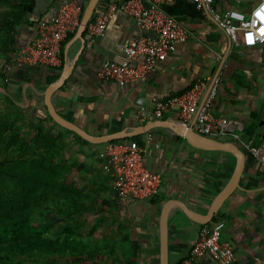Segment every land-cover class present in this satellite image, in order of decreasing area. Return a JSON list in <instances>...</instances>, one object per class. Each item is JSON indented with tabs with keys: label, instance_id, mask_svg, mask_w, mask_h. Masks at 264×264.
Listing matches in <instances>:
<instances>
[{
	"label": "crops",
	"instance_id": "1",
	"mask_svg": "<svg viewBox=\"0 0 264 264\" xmlns=\"http://www.w3.org/2000/svg\"><path fill=\"white\" fill-rule=\"evenodd\" d=\"M64 1L67 0H34L33 11L13 31L10 44L0 43V66L10 60V52L35 39L39 23L53 17ZM75 1L82 5L83 14L91 0ZM253 2L213 0V5L218 11L238 9L248 13ZM106 8V0H96L89 21ZM166 11L188 29L190 36L170 57L157 62L144 81L120 86L98 75L101 63L119 59L123 45L131 38L151 34L121 10L108 22L105 37L89 35L86 26L80 34L79 26L70 32L62 43L59 66L17 63L7 82L0 73V91L9 101L6 109L11 108L8 113L21 125L22 133H34L43 127L76 139L64 155L76 162L73 174L89 206V211L81 216L92 222L99 220L100 233L112 240L120 254L105 264H159L158 223L167 200H175L167 215V264L179 263L195 244L202 225L190 219L180 206L205 215L236 166L232 153L195 148L165 125L180 120L177 111H166L159 119L141 120L140 105L151 108L156 98L180 94L200 79L217 76L211 113L243 122L241 131L253 129V134L248 132L243 137L254 144L264 142V41L252 47L230 44L227 35L191 0L170 2ZM69 65L72 67L68 75L51 94L55 111L91 136L120 132L123 137L119 139H133L137 135L145 148L144 164L162 175L156 196L127 199L119 204L112 178L103 170L98 156L106 142L92 143L81 136L77 139L69 135L76 132L50 120L44 92ZM150 121H160L162 126L131 135ZM148 135L151 140H147ZM223 136L231 139L221 141L234 142L231 136ZM238 147L245 153L241 175L209 222L224 221L220 238L233 245L234 264H264V164ZM119 242L124 243L126 256H122ZM197 264L218 262L205 255Z\"/></svg>",
	"mask_w": 264,
	"mask_h": 264
},
{
	"label": "built area",
	"instance_id": "2",
	"mask_svg": "<svg viewBox=\"0 0 264 264\" xmlns=\"http://www.w3.org/2000/svg\"><path fill=\"white\" fill-rule=\"evenodd\" d=\"M173 1L106 0V10L86 24L89 35L105 37L107 24L118 10L132 17L151 34L131 38L123 45L119 59L101 63L98 71L100 78L112 80L120 86L144 81L157 62L166 60L178 45L188 40V29L166 11V5ZM191 1L227 35L230 44L252 47L264 41L260 31L264 28V0H254L248 13L238 9L215 10L213 0ZM82 10L79 2L67 0L53 17L41 21L35 39L10 52V60L0 66L4 81H8L17 63L59 66L62 43L79 26ZM217 85V76L200 79L180 94L156 98L151 108L140 105L141 120L149 117L159 119L166 111H177L180 120L197 133L209 137L229 135L234 143L264 164V142L254 144L251 139L240 135L243 122L216 117L211 113ZM147 140H151V136L148 135ZM144 151L145 148L134 139H115L107 141L98 152L103 170L112 178L119 204L127 199H150L159 193L162 175L144 164ZM224 224L221 219L202 224L195 244L177 264H197L205 255L218 264H234L233 245L220 238Z\"/></svg>",
	"mask_w": 264,
	"mask_h": 264
},
{
	"label": "trees",
	"instance_id": "3",
	"mask_svg": "<svg viewBox=\"0 0 264 264\" xmlns=\"http://www.w3.org/2000/svg\"><path fill=\"white\" fill-rule=\"evenodd\" d=\"M33 7L34 0H0V43L10 44ZM75 142L52 128L23 134L10 113L0 111V264H105L120 257L99 220L81 216L89 206L73 174L76 162L63 158ZM51 213L62 219L61 232L36 225ZM124 246L119 242L122 256Z\"/></svg>",
	"mask_w": 264,
	"mask_h": 264
},
{
	"label": "water",
	"instance_id": "4",
	"mask_svg": "<svg viewBox=\"0 0 264 264\" xmlns=\"http://www.w3.org/2000/svg\"><path fill=\"white\" fill-rule=\"evenodd\" d=\"M96 4V0H91L87 7L84 9L82 17L79 22L78 33L80 34L84 27L86 26L87 22L90 20L92 13L94 11V7ZM72 65L66 66L58 78L57 81L51 83L44 92V103L47 108L48 114L50 117L60 126L72 130L76 132L82 138L92 142V143H99V142H107L110 140H115L123 137L120 132H114L104 136H91L90 134L86 133L84 130L73 124L72 122L64 119L61 117L54 109L52 102H51V94L53 91L62 83L64 78L68 75ZM165 125L172 127L175 133L183 136L187 143L191 146L204 149V150H223L232 153L236 157V166L235 170L232 174V177L228 181V183L223 187V189L215 196L213 199L208 212L205 215H200L186 206L181 205L180 207L184 211V213L193 221L198 223H207L209 222L214 214L219 209L220 205L222 204L223 200L230 194V192L234 189L237 185V181L241 175L244 160H245V153L241 150L238 145L231 141H221L218 139L211 138L209 136H204L202 134L197 133L192 129L190 125H186L181 120H171L168 121ZM162 126L160 121H150L145 125L139 126L132 132L131 135L140 134L143 132L148 131L150 128ZM175 200H167L163 204L160 215H159V251H158V259L159 264H167V256H168V248H167V215L169 209L174 205Z\"/></svg>",
	"mask_w": 264,
	"mask_h": 264
},
{
	"label": "rangeland",
	"instance_id": "5",
	"mask_svg": "<svg viewBox=\"0 0 264 264\" xmlns=\"http://www.w3.org/2000/svg\"><path fill=\"white\" fill-rule=\"evenodd\" d=\"M1 85V83H0ZM2 87L0 86V89ZM3 92L0 91V111L3 112V113H7L8 110L11 111V108H7V104L9 103L8 100L4 99L3 98ZM12 116V114H10ZM248 132L251 134H253V129L251 127H248L245 129V131H239L240 135L242 136H245V134H248ZM23 134H32V133H23ZM69 135H73V137H75L74 134H69ZM62 136H64L65 138H69V136H66V133H63ZM218 139L220 140H229L231 139L230 137H227V136H217ZM66 155L63 154V158H65ZM76 179V177H75ZM62 219L59 218L58 216H55L54 214H49V218L46 219V220H38L36 222V225L41 228V229H44L46 231H50V232H61L62 231V227H60L57 223L61 222Z\"/></svg>",
	"mask_w": 264,
	"mask_h": 264
},
{
	"label": "snow or ice",
	"instance_id": "6",
	"mask_svg": "<svg viewBox=\"0 0 264 264\" xmlns=\"http://www.w3.org/2000/svg\"><path fill=\"white\" fill-rule=\"evenodd\" d=\"M260 31H261V35H264V28H262Z\"/></svg>",
	"mask_w": 264,
	"mask_h": 264
}]
</instances>
